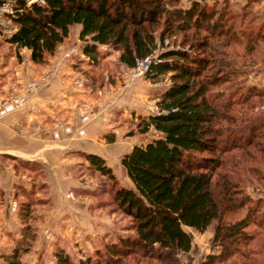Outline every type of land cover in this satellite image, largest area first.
<instances>
[{
    "label": "trees",
    "instance_id": "1",
    "mask_svg": "<svg viewBox=\"0 0 264 264\" xmlns=\"http://www.w3.org/2000/svg\"><path fill=\"white\" fill-rule=\"evenodd\" d=\"M43 1L29 7L18 2L12 18L18 30L8 41L16 51L28 50L35 66L46 65L75 28H80L83 54L95 68L109 63L100 46L119 53L117 63L128 68L151 56L158 40L163 47L165 39L182 35L180 46L189 47L162 52L144 75L152 82L169 75L170 85L159 95V114L140 118L135 125L139 133L154 131L160 137L121 159L133 188H118L101 157L83 156L87 171L113 183V205L131 219L134 236L108 240L78 264H124L136 256L181 264L177 255L189 253L192 246L185 228L204 233L214 224L213 243L220 251L205 264H254V255L261 254L249 246L264 237V200L251 198L247 188L254 179L264 183V109L250 115L257 102L243 106L250 96L264 98V92L253 87L246 91L250 94L243 92L237 83L241 68L226 49L244 44L264 56V14L254 11L256 1L250 0L239 14L231 13L227 4L218 9L193 2L183 9L175 6L178 0ZM5 45L0 42V48ZM84 72L92 77L90 82L100 74ZM231 85L238 92L223 100L218 88ZM244 115V120L238 118ZM16 162L27 174L33 166ZM242 213V218L229 220ZM21 255L15 248L3 257L4 264H23ZM56 258L57 264H74L63 253Z\"/></svg>",
    "mask_w": 264,
    "mask_h": 264
},
{
    "label": "rangeland",
    "instance_id": "2",
    "mask_svg": "<svg viewBox=\"0 0 264 264\" xmlns=\"http://www.w3.org/2000/svg\"><path fill=\"white\" fill-rule=\"evenodd\" d=\"M199 1L210 7L215 6L218 9L223 4H227L231 13L234 14L236 12L239 14L250 0H247L243 4L238 3L237 0ZM255 1L256 3L253 5L254 11L258 15H263L264 10L262 11V8L264 4H260L261 0ZM193 2L196 1L178 0L175 6L187 9ZM181 40L182 35H174L172 38L165 39L163 47L158 40V48L149 57H152L153 60L157 59L158 55L162 52L172 49L189 51L188 46H180ZM228 41L233 42L230 39ZM67 43L70 45L64 47L62 56L65 57V61L67 62L68 60H73V63L70 62V65H79L78 71L73 69L75 73H79V77H74L69 86L70 89L74 88V90L72 89L73 92L80 93L86 91L90 95H94L96 100L93 99L92 102L96 104L94 105L96 107L102 106L103 103L100 104V102L105 101V107H98V109L100 111H108L109 114L113 107V103L110 100V96L113 94L120 97L130 94L128 102L131 104L130 109L132 112L137 106L140 107L142 105L141 108H138L142 114L137 116L136 122L128 117L127 120H123L124 124L116 123L114 126L120 135L118 142L126 144L122 145L125 148L124 152L118 156L113 155V159L101 157L112 170L116 179V186L118 188L131 189L133 186L127 177L125 169L121 165V159L131 148L143 146L160 137V134L154 131L139 133L135 125L139 122L140 118H144L150 114L153 115V113L159 111L157 102H159L160 93L170 85L169 75L157 82L145 79L144 75L131 82L127 79V75L129 73V76H131L135 67L128 68L119 65L117 63V54L119 53L116 54L108 47L100 46L99 51L105 54L108 53L104 62L107 60L110 64L107 63L104 66L95 68L94 64H91V60L87 61L83 58L85 63L78 62L79 60H77V58L83 55L84 47V44L80 43L79 34L78 37L74 35L73 39L67 40ZM223 43L220 42L219 45ZM261 45L263 44L259 46ZM10 46V44H6L0 48V61L2 63L0 64V72L3 73L0 77V83L2 82V77L4 78V85H0V118L7 108H9L7 113H20V118L11 124L13 132L20 138L42 140L50 127H55L59 133L65 134L66 127L74 120L76 114L72 116H65L64 114L61 119L52 118L50 124H45L34 118H27L24 115L29 100L33 96H39L55 74L48 67L55 55L48 58L46 65L35 66L30 60V52L28 50L20 49L16 51L14 46ZM59 48L56 53H58ZM256 49L258 47L254 50ZM226 52L231 60L241 68L237 83L243 87V92L249 93L246 92L248 87H253V89L261 90L263 93L264 56H259L253 50L250 51L248 47H244V44H232V46L226 49ZM82 64H85L84 67ZM47 68L48 72L46 71ZM94 69L96 70L95 72ZM81 71L82 74H80ZM83 72H88L89 75H92V72L95 74L99 72L100 74L95 75V80L90 82L92 77L85 75L87 80ZM99 75L100 77L97 78ZM44 77H47V80L42 81V79H45ZM34 81H37L38 84V87L35 88L36 90L25 93L28 85ZM236 86L219 87L217 91L223 93L222 99L225 100L233 91L238 92ZM136 92H141L143 95L136 98ZM23 94H25V97L24 101L21 99V102H23L22 106L17 107L15 101L20 99L17 97ZM248 100V105H244L243 108H250L253 105L252 102H257L250 115H254L256 112L264 109V98L251 99L250 96ZM250 110H248V113ZM241 114L238 116H241ZM245 115L238 118L244 120ZM111 129L113 130V126ZM108 131L112 133L110 129ZM100 142H102L103 148L108 149L112 145H116L115 140L110 139L109 136L103 137ZM87 154L81 151H72L68 152V155L63 158L66 161L64 175L72 181V185L68 189L63 190V185L59 180L51 181L50 174L52 172H50L49 165L40 157H37L38 154L34 155L31 160H22L15 156L0 153V164L3 168L10 169L11 176L16 179L11 187L7 185L6 189L0 188V264H4L3 257L11 253L15 248H18L22 253L21 261L23 264H57V253L69 256L74 264H78L79 261L91 257L93 253L100 250L102 244L107 243L108 240L115 242L119 236H134L131 230V219L116 210L113 205V194L111 191L114 186L113 183L109 181L108 177L86 170L88 164L83 156ZM63 159H61L62 162L60 163L64 162ZM17 160L33 163L32 168L28 169V174L18 164L19 162H16ZM47 160L49 162V157ZM262 185H264L263 182H257L254 179L253 184L247 188V194L254 200H264V186ZM26 204H29L28 208L25 206ZM7 211L8 215H6ZM261 211H264V205L261 207ZM70 213L74 215L72 218H76L77 216L80 219L85 218V220L75 221L70 218ZM243 216L244 213L230 216L229 220H236ZM185 230L191 235L193 252H189V254L179 253L177 256L180 258L181 264H205L208 261V257L219 253L220 249L213 243L215 224L211 225L204 233H198L188 228H185ZM249 247L255 248V253L258 251L261 254V256L254 255V264L256 261H261L264 264V237L260 236ZM192 254L194 257L197 256V259L190 260V258H187L192 256ZM125 262L124 264H163L157 261L147 262V260L137 256L128 258Z\"/></svg>",
    "mask_w": 264,
    "mask_h": 264
},
{
    "label": "crops",
    "instance_id": "3",
    "mask_svg": "<svg viewBox=\"0 0 264 264\" xmlns=\"http://www.w3.org/2000/svg\"><path fill=\"white\" fill-rule=\"evenodd\" d=\"M195 1L202 3L199 0ZM261 1L260 4H264V0ZM237 2L243 4L244 2L246 3L247 0H237ZM257 9L259 8L257 7ZM263 10L264 7L262 8V11ZM79 31L80 28L72 29L67 40L73 39L74 35L78 37ZM67 40L59 48L60 52L58 51V53L55 54V57L51 60L50 66H48L49 69L55 72L51 81L47 87L42 90L39 96H33L31 100H29L27 110H25L24 114L27 118H34L45 124H50L52 118H63L64 114L65 116L76 114L74 120L66 127L65 134L59 133L55 127H50L48 133L42 140L37 141L35 138H20L13 132L11 124L19 119L21 114L7 113L9 109L7 108L0 118V153L15 156L22 160H31L34 155L38 154L37 157H40L49 165L50 172H52L50 174L51 181L59 180L63 185V190L68 189V187L72 185V181L64 175V165H66V161L63 158L68 155V152L81 151L99 157L113 159V155L118 156L125 150L124 146H122L125 143L118 142L120 135L114 128L115 124H124L123 120H127L128 117L136 122L135 119L137 116L142 114L141 110L138 109L141 108L142 105H140V107L137 106L133 112L131 111V104L128 102L130 94H125L121 97L114 94V97L113 95L110 96L113 107L111 108L107 104V106L112 109L109 114L108 111L105 112L98 109V107H105V101L100 102V104L103 103L102 106L96 107L94 106L96 104L92 102L93 99L96 100L94 95H90L86 91L80 93L73 92L72 89L74 90V88L72 87V89H70L69 86L74 77H79V73H75V70H73L75 69L73 68L74 66L70 65V62L73 63V60H68L67 62L65 61V57L62 56L64 47L70 45L67 43ZM83 58L90 61V58L86 57L84 54L77 58V60L85 63ZM90 62L92 63V61ZM46 71L48 72V68ZM136 95V98H138L142 96L143 93L136 92ZM126 112L128 113L126 114ZM134 112L136 113L134 114ZM112 126L113 130L111 129ZM108 129H110L112 133H110ZM108 136L116 142V145H112L113 147L111 146L109 149L103 148L101 145L102 142H100L103 137ZM132 149L133 148H131V150ZM131 150L128 153H130ZM48 157L49 162L47 160ZM61 159L64 160L63 163H60L62 162ZM15 180L16 179L11 176L10 169L3 168L0 164V188L3 187L6 189L8 187L7 185L11 187ZM58 188L60 189L59 186ZM6 215H8V211ZM69 216L75 221L85 220V218L80 219L77 216L76 218H72L74 216L72 213H70ZM89 221L91 220L89 219ZM89 227H91V225H89ZM190 252H193L192 247ZM187 258L195 260L197 256L194 257L192 254V256Z\"/></svg>",
    "mask_w": 264,
    "mask_h": 264
},
{
    "label": "built area",
    "instance_id": "4",
    "mask_svg": "<svg viewBox=\"0 0 264 264\" xmlns=\"http://www.w3.org/2000/svg\"><path fill=\"white\" fill-rule=\"evenodd\" d=\"M22 1L26 7L31 6L33 3H38L40 5L44 4L43 0H0V42H4L5 44H9L8 41L12 38V36L17 32L18 27L13 23L12 18L15 15V7H17L18 2ZM80 43L84 44V42ZM26 50V49H25ZM157 59H154L152 57H148L142 61H138L136 63L135 69L133 71V74L129 76V73L127 75V79L129 81H134L135 79H138L145 75L147 72L150 64ZM0 64L1 61H0ZM1 68V65H0ZM3 73L0 72V77ZM45 79H42V81L47 80V77H44ZM131 79V80H130ZM79 85V84H78ZM38 87L37 81L31 82L25 93H29L31 91L36 90L35 88ZM24 95V96H23ZM17 98L15 101V104H17V107L22 106L21 99L24 101L25 94H23ZM153 114H159V111Z\"/></svg>",
    "mask_w": 264,
    "mask_h": 264
}]
</instances>
